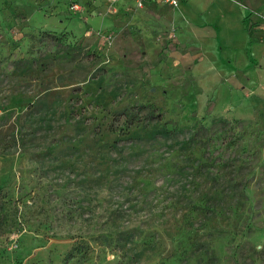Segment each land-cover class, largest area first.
<instances>
[{"label":"rangeland","instance_id":"374dc122","mask_svg":"<svg viewBox=\"0 0 264 264\" xmlns=\"http://www.w3.org/2000/svg\"><path fill=\"white\" fill-rule=\"evenodd\" d=\"M68 2L0 0V264H264V0Z\"/></svg>","mask_w":264,"mask_h":264},{"label":"built area","instance_id":"2783aa9c","mask_svg":"<svg viewBox=\"0 0 264 264\" xmlns=\"http://www.w3.org/2000/svg\"><path fill=\"white\" fill-rule=\"evenodd\" d=\"M83 0H69V10L72 13H76L77 11H81L83 9H87L88 7L82 4ZM91 2L102 1L109 10L114 12L117 11V3L121 0H86ZM148 1H159L163 4H168L172 7H176L179 3V0H134L133 7L134 8H143Z\"/></svg>","mask_w":264,"mask_h":264},{"label":"crops","instance_id":"0c3cea01","mask_svg":"<svg viewBox=\"0 0 264 264\" xmlns=\"http://www.w3.org/2000/svg\"><path fill=\"white\" fill-rule=\"evenodd\" d=\"M133 4H134V0H121L119 1V3H117V10H123V9H126L127 7H133L132 6ZM153 5H164V4L159 1H148L146 2L143 8H147ZM179 5H180V0H179L177 7H179Z\"/></svg>","mask_w":264,"mask_h":264},{"label":"trees","instance_id":"16d2710c","mask_svg":"<svg viewBox=\"0 0 264 264\" xmlns=\"http://www.w3.org/2000/svg\"><path fill=\"white\" fill-rule=\"evenodd\" d=\"M68 3H69V2H68ZM82 4H83L84 6H85V5H88V4H90V1L83 0V1H82ZM183 144H185L184 141L182 142V145H183Z\"/></svg>","mask_w":264,"mask_h":264}]
</instances>
